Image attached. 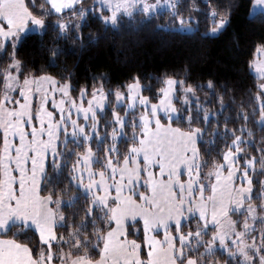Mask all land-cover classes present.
Masks as SVG:
<instances>
[{"label":"snow or ice","instance_id":"1","mask_svg":"<svg viewBox=\"0 0 264 264\" xmlns=\"http://www.w3.org/2000/svg\"><path fill=\"white\" fill-rule=\"evenodd\" d=\"M0 264H264V0H0Z\"/></svg>","mask_w":264,"mask_h":264},{"label":"trees","instance_id":"2","mask_svg":"<svg viewBox=\"0 0 264 264\" xmlns=\"http://www.w3.org/2000/svg\"><path fill=\"white\" fill-rule=\"evenodd\" d=\"M229 33H225L216 41L207 46L206 58L197 64L202 74L216 72L224 75L223 65L227 60L225 55ZM123 55V54H121ZM199 55L196 43L172 44L166 49L160 48L159 41H148L141 48L135 50L133 58L128 65L120 64L112 53L101 52L97 55L95 66L105 65L111 68L113 78H122L129 67H139L145 72L155 71L164 66L178 67L185 59L197 58ZM87 69L82 63L79 74H85Z\"/></svg>","mask_w":264,"mask_h":264}]
</instances>
